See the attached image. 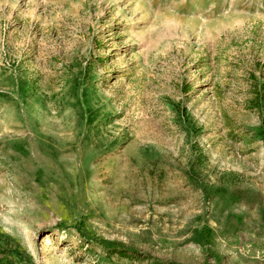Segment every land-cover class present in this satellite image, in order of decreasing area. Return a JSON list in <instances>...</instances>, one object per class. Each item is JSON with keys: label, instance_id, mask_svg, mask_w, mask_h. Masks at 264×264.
<instances>
[{"label": "rangeland", "instance_id": "374dc122", "mask_svg": "<svg viewBox=\"0 0 264 264\" xmlns=\"http://www.w3.org/2000/svg\"><path fill=\"white\" fill-rule=\"evenodd\" d=\"M124 248L264 264V0H0V264Z\"/></svg>", "mask_w": 264, "mask_h": 264}, {"label": "trees", "instance_id": "16d2710c", "mask_svg": "<svg viewBox=\"0 0 264 264\" xmlns=\"http://www.w3.org/2000/svg\"><path fill=\"white\" fill-rule=\"evenodd\" d=\"M219 190V188H218ZM240 188H236V186H234V189H231V192H232V195H233V203L231 204L232 206L238 204L241 199H242V196L240 194ZM112 254L110 255H113V254H118L120 258H125V259H129V260H133V261H148L150 262V264H161L160 262H158L157 260H155V258L153 256H150V255H146V256H143L141 254H139L138 252H135V251H130V250H127V249H121V250H117V249H114L112 250L111 252ZM153 261V262H152ZM173 264H178V263H173Z\"/></svg>", "mask_w": 264, "mask_h": 264}]
</instances>
